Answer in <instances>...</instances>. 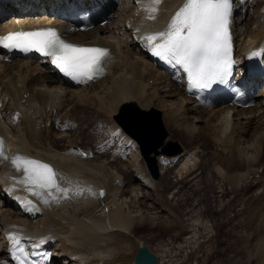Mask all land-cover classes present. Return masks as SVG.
Segmentation results:
<instances>
[{"label": "bare ground", "instance_id": "1", "mask_svg": "<svg viewBox=\"0 0 264 264\" xmlns=\"http://www.w3.org/2000/svg\"><path fill=\"white\" fill-rule=\"evenodd\" d=\"M65 2L0 3V32H7L5 29L15 22L25 27L49 22L60 24L57 17L48 15L63 8ZM73 2L66 8L87 9L97 18L109 19L107 25H98L84 33L60 24L64 37L72 44L104 48L109 52L103 74L76 88L65 82L50 58L15 59L8 63L0 53V138L6 142L9 158L6 163L0 162V209H3L0 264H13L11 251L19 248L36 256L41 264H134L137 248L145 246L150 251L148 243L134 238V232L144 225L157 231L163 227L169 235L167 241H161L159 254L150 251L157 259L156 264L172 263L174 257H170L169 247L174 241L182 258L188 253L200 254L201 247L195 251L192 245L201 225L199 220L210 215L214 200L208 194L212 189L211 176H205L204 188L197 185L198 176L191 177L197 167L205 166L197 163L199 153L213 159L209 166L219 179V193L223 184L231 193L257 187L250 217L260 244L258 250L264 257V168L261 170L264 166V75L251 83L254 85L252 108H230L220 98L208 103V109L200 107L192 101L186 78L176 69H163L166 61L151 60L147 41L143 39L165 30L184 0H161L155 6V19L148 18L149 0ZM232 2L236 5H232L229 31L233 45L236 37L239 38L234 56L239 74L252 56L264 68V0ZM258 4L263 7L262 11L258 10ZM248 8L252 12L245 16ZM242 77L244 80V74ZM173 99L181 103H174ZM126 102H134L145 110L164 109L163 119L175 132L174 137L181 136L180 131L182 139L192 146L190 151L169 159L158 156L165 164L160 168L164 189L172 186L167 175L176 168V185L169 195L172 204L178 207L174 211L163 207L167 201L161 198L160 202L158 186L140 167L142 160L137 156H133L128 176L126 170L113 167V160H117L123 148L126 150L127 143H132L120 131L116 132L118 136L113 133L108 136V142L101 140L96 147L90 146L91 141H82L80 126L95 125L99 116L108 121ZM89 110L96 114L92 119L85 116ZM56 130L60 132L58 139L54 135ZM48 136L53 139L51 142ZM203 137L207 139L206 144L200 142ZM60 143H66L67 147H61ZM99 147L101 151L96 150ZM110 147L116 150L111 151ZM17 155L49 165L56 173L60 188L68 192L53 189L52 195L46 192L32 195L28 186L19 182L23 171H17L11 163V158ZM107 157L115 158L109 161ZM187 187L204 193L196 202L188 204L191 196L182 194V189ZM127 188L132 205L126 200ZM146 190H149L148 196L144 195ZM15 208L17 212L9 211Z\"/></svg>", "mask_w": 264, "mask_h": 264}, {"label": "snow or ice", "instance_id": "2", "mask_svg": "<svg viewBox=\"0 0 264 264\" xmlns=\"http://www.w3.org/2000/svg\"><path fill=\"white\" fill-rule=\"evenodd\" d=\"M161 0H149L146 8L149 19H155L156 5ZM232 4L230 0H184L181 7L172 15L163 31L143 37L154 56L169 63L179 65L188 75L189 84L194 88H208L217 82H224L231 75V35L229 31ZM159 40V43L153 44ZM0 47L35 50L50 56L52 63L66 76L80 82L94 80L103 73V61L108 51L98 47H80L65 42L55 29L38 31H16L0 36ZM255 55V54H254ZM0 157L4 155V144L0 140ZM11 163L17 171H23L20 183L28 186L32 195L40 196L52 190L67 193L60 188L53 169L37 160L14 156ZM103 195V193H101ZM47 202V201H45ZM18 244L19 241L15 240ZM43 243V241H41ZM17 264H25L27 257L23 249Z\"/></svg>", "mask_w": 264, "mask_h": 264}, {"label": "rangeland", "instance_id": "3", "mask_svg": "<svg viewBox=\"0 0 264 264\" xmlns=\"http://www.w3.org/2000/svg\"><path fill=\"white\" fill-rule=\"evenodd\" d=\"M236 3L234 2V7H235ZM117 10V9H116ZM258 10L262 11L263 7L261 6V4H258ZM117 12V11H116ZM251 10L248 8L246 10V15L245 16H250L251 14ZM108 24V23H107ZM106 24V25H107ZM238 37H236V45L239 44L238 41ZM177 82H175L176 85ZM257 101V100H256ZM174 103H181L178 99H173ZM185 104V103H184ZM157 109V108H155ZM60 110V109H59ZM159 110V109H157ZM81 111V110H80ZM161 112V116H162V122L164 125V128L167 132V139L165 141H172L177 143L180 148L182 149V152H180L179 154H182L184 151H190V147L192 148V146L188 145L183 139H182V132L179 131L180 135H175L174 137V133L170 128L167 127L166 123H165V119H163V113H164V109L159 110ZM88 114H86L85 116L87 117H91L90 119H92L93 117L96 116V114L94 112H92L91 110L87 111ZM80 112L78 111V114ZM80 115V114H79ZM100 118V119H99ZM97 123L94 124H86V125H82L80 126V133H82L81 138L83 142H90V146L91 147H96L98 144H100L99 142L101 140L102 143L104 142H108L110 139L108 138V136H112V134L114 133L115 135L118 136L119 133H116L117 131H120V129H118V127L116 126V124L114 123L113 119L110 118L108 121L103 118L102 116H99ZM100 120V121H99ZM111 120V121H110ZM110 121V122H109ZM55 123V122H54ZM91 126V127H90ZM96 128V129H95ZM24 130V129H23ZM89 130V132H88ZM114 130H116L115 132H113ZM79 131V130H78ZM56 133L54 134L55 136H59V131H55ZM121 132V131H120ZM54 133V132H53ZM86 136H84V135ZM123 134V133H122ZM120 134V135H122ZM47 135V134H46ZM47 137V136H45ZM86 137V138H84ZM99 140H98V139ZM101 138V139H100ZM91 139V140H90ZM107 139V141L105 140ZM109 139V140H108ZM48 140L51 142V137L48 136ZM92 140H94L92 142ZM206 138L203 137L201 138L200 142L205 143L206 142ZM92 143H96L95 146L92 145ZM61 147H67L66 143H60ZM206 144V143H205ZM63 145V146H62ZM66 145V146H65ZM190 146V147H189ZM128 146H126V150H122L121 153L119 155H121L122 160L120 157L116 158L112 157V158H108L109 161L113 160L115 161L113 167H120L121 170H126V176L129 175L130 172V166L132 165V160H133V156H137L139 158V160H142L139 156V153L136 151H138L137 149L135 150L134 147L129 146V148H127ZM102 148H96V150L101 151ZM124 149V148H123ZM162 149V148H160ZM158 149V150H160ZM177 154V156L179 155ZM204 153H199L200 158L198 159L197 163L202 162L205 164L204 168H196L194 170V173L191 177L194 176H198L199 179H197L196 183L197 185H200V187H203V185H205L207 183V178H205V176L209 175L211 176V181H212V189L209 190V196L210 199L213 202V206L214 208H209V213L210 215L207 216V218H203L201 220H199V222H201L199 231H198V235L194 241V244L192 245V248H194V250L196 251L199 247H201L200 249V254L194 253L193 255L190 256V254L188 253L187 256H184L182 258V254L179 253V251L177 250L176 245L177 242H175L173 239H171L173 242V245L169 247V252H170V257H174V260L172 261L171 264H264V257L262 256L263 254L261 252H259L258 247L260 244H258L259 240H256L257 233L256 231H254V229L252 228V221H251V217L250 215L254 212L253 208H252V202H254V196L256 195V188L254 187L252 189H243V190H239L235 193H231L230 190H228V187L223 184L221 187L222 193H219L218 191V187H219V179L218 177L212 173V166L210 167L209 165L212 164L213 159L211 158L210 155H203ZM159 157H161V159H169L172 158L173 156H164V155H160ZM175 157V156H174ZM159 160L157 157V162H158V168H159V173H160V168H163L165 165L164 161L162 162V160ZM162 162V163H161ZM143 166H142V165ZM140 167H142L144 170H146V172L148 173L144 162L142 161V163L139 164ZM203 165V164H202ZM175 166V164H174ZM264 166L262 167L261 170H263ZM260 170V171H261ZM176 168H172L171 171L169 172L168 176V181H170L172 183V186L168 189H164L165 187V182L163 180L162 176H159V180L154 181L156 183V185L158 186V192H159V198H160V202L163 201H167L166 203L164 202L163 207L167 208V209H171V211H174V209L176 210L178 207L175 206L174 204H172L170 198V193L174 191L173 188H175L174 186L176 185ZM148 176L150 177L149 173ZM150 179H152L150 177ZM162 179V180H160ZM153 181V180H152ZM149 187V186H147ZM205 191H207L206 189H204ZM147 191V192H146ZM144 195L148 196L149 194V190H146ZM161 191V192H160ZM182 194H184V196H191V201H188V204H192L193 202H196V200L200 199L201 196L203 195V191L202 190H196L194 189V187L192 188H183L182 189ZM147 193V194H146ZM231 193V194H230ZM211 195H213L211 197ZM131 193L129 191V188L126 189V200L127 202L129 201L130 205H132V201L133 199H131L132 197ZM252 197V198H251ZM162 198V200H161ZM131 199V200H130ZM168 199V200H167ZM142 199L139 198L138 202H141ZM162 203V202H161ZM252 209V210H251ZM3 209H0V212H2ZM9 210V209H7ZM16 210V211H15ZM14 209H10L9 211H13V212H17V208ZM131 211H135L134 208H130ZM252 212V213H251ZM256 213V211H255ZM136 215V214H134ZM38 222V218L35 220V223ZM251 222V223H250ZM264 224V222H263ZM145 227H141L140 229H137L134 232V238L137 240H143L144 242L149 244L150 247V251L155 255V254H159L160 253V247H161V241H167L169 235L167 234L166 230L163 229V227H161V229H159L158 231L155 230H150L148 227H146L147 225H144ZM254 226V225H253ZM254 231V232H253ZM185 234H183L181 236V239H183L182 237H184ZM160 242V243H159ZM180 242V240H179ZM257 244V245H256ZM160 245V246H159ZM139 247V246H138ZM138 250V248H137ZM159 252V253H158ZM203 259V262H202Z\"/></svg>", "mask_w": 264, "mask_h": 264}, {"label": "water", "instance_id": "4", "mask_svg": "<svg viewBox=\"0 0 264 264\" xmlns=\"http://www.w3.org/2000/svg\"><path fill=\"white\" fill-rule=\"evenodd\" d=\"M114 122L139 146V152L153 180L159 179L157 157L175 156L181 148L175 142L168 141L159 111L142 110L134 102L124 103L113 116ZM162 148V149H160ZM160 149V150H158ZM156 257L147 247H140L134 258V264H156Z\"/></svg>", "mask_w": 264, "mask_h": 264}]
</instances>
